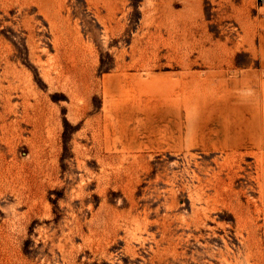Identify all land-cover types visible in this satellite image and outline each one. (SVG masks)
Segmentation results:
<instances>
[{"label": "rangeland", "instance_id": "obj_1", "mask_svg": "<svg viewBox=\"0 0 264 264\" xmlns=\"http://www.w3.org/2000/svg\"><path fill=\"white\" fill-rule=\"evenodd\" d=\"M165 1L0 0V264H264V3Z\"/></svg>", "mask_w": 264, "mask_h": 264}, {"label": "bare ground", "instance_id": "obj_2", "mask_svg": "<svg viewBox=\"0 0 264 264\" xmlns=\"http://www.w3.org/2000/svg\"><path fill=\"white\" fill-rule=\"evenodd\" d=\"M158 1H159V0H158ZM164 1H165V0H164ZM225 1H226V0H225ZM227 1H228V0H227ZM227 1H226V2H227ZM229 1H231V0H229ZM103 2H104V0H103ZM105 2H106V1H105ZM108 2H109V1H108ZM161 2H162V1H161ZM165 2H166V1H165ZM217 2H218V0H217ZM36 3H37V2H36ZM112 3H113V2H112ZM162 3H163V2H162ZM168 3H169V2H168ZM173 3H174V2H173ZM218 3H219V4H220V3L223 4L220 0H219ZM229 3H230V2H229ZM229 3H228V4H229ZM103 4H105V3H103ZM114 4L116 5L115 2H114ZM114 4H113V5H114ZM156 4H157V3H156ZM163 4H164V3H163ZM225 4H226V3H225ZM225 4H224V5H225ZM228 4H226V5H228ZM105 5H106V4H105ZM111 5H112V4H111ZM167 5H168V4H167ZM169 5H170V4H169ZM230 5H231V4H230ZM39 6H40V5H39ZM116 6H118V5H116ZM220 6H221V5H220ZM234 6H235V5H234ZM148 7H149V6H148ZM168 7H169V6H168ZM168 7L166 6V3H165V7H164V8H168ZM221 7H222V6H221ZM225 7H226V6H225ZM38 8H39V7H38ZM111 8H112V7H111ZM115 8L117 9V7H115ZM152 8H153V7H152ZM155 8H156V7H155ZM109 9H110V6H109ZM118 9H120V8H118ZM126 9H127V8H126ZM122 10H124V9H122ZM158 10H159V9H158ZM163 10H164V9H163V7H162V11H163ZM167 10H168V9H167ZM167 10H164V12H166ZM225 10H227V9H225ZM96 11H97V10H96ZM115 11H116V10H115ZM124 11H125V10H124ZM108 12H110V11H108ZM112 12H113V11H112ZM121 12H122V11H121ZM126 12H127V11H126ZM96 13H99V10H98ZM122 13H123V12H122ZM163 14H164V13H163ZM163 14H162V16H163ZM107 15H108V13H107ZM110 15H111L110 17H112V19H113L112 13H111ZM115 15H116V14H115ZM97 16H98V15H97ZM99 16H100V15H99ZM99 16H98V17H99ZM122 16H123V15H122ZM101 17H102V16H101ZM101 17H100V18H101ZM110 17H109V18H110ZM104 18H106V17H104ZM104 18H102V19H104ZM110 19H111V18H110ZM112 19H111V20H112ZM115 19H117V18L114 17V20H115ZM108 21H109V20H108ZM112 21H113V20H112ZM117 21H118V19H117ZM106 22H107V21H106ZM101 23L105 24V22H101ZM192 23H193V22H192ZM195 24H196V23H195ZM105 25H106V24H105ZM105 25H104V27H105ZM192 25H194V24H192ZM196 25H197V24H196ZM106 27H107V26H106ZM108 27H109V26H108ZM202 27H203V26H202ZM109 29H112V27L109 28ZM106 30H107V29H106ZM105 32H106V31H105ZM190 33H191V32H190ZM28 34H29V33H28ZM191 34H192V33H191ZM105 35H106V34H105ZM198 38H199V37H198ZM197 41H198V40H197ZM129 54H131V52H129ZM39 60H40V59H39ZM123 65H125V64H123ZM217 70H218V69H217ZM217 70H216L215 72H217ZM219 72H220V73L222 72V69H221V68L218 70L217 73H219ZM262 72H263V71H262ZM217 73H215V75H217ZM220 73H219V76H220ZM258 73H259V72H258ZM212 74L214 75V73H212ZM262 74H263V73H262ZM263 75H264V74H263ZM217 76H218V75H217ZM231 76H234V75H231ZM259 76H260V75H259ZM15 77H16V76H15ZM214 77H215V76H214ZM234 77H235V76H234ZM256 77H257V76H256ZM216 78H217V77H216ZM220 78H221V77H220ZM230 78H231V77H230ZM238 78H239V77H238ZM253 78H255V77L253 76ZM253 78H247V79H253ZM217 79H218V78H217ZM225 79H226V78H225ZM232 79H233V78H232ZM241 79H242V78H241ZM256 79H257V78H256ZM258 79H259V78H258ZM263 79H264V78H263ZM220 80H221V79H220ZM222 80H223V79H222ZM228 80H230V79H228ZM238 80H239V79H238ZM245 80H246V78H245ZM245 80H244V81H245ZM254 80H255V79H254ZM233 81H234V80H233ZM240 81H242V80H240ZM261 81H262V79H261ZM217 82H218V81H217ZM222 82H223V81H222ZM222 82H221V83H222ZM224 82H226V80H225ZM229 82H230V85H231V81H229ZM229 82H228V83H229ZM236 82H237V81H236ZM218 83H219V82H218ZM241 83H242V82H241ZM243 83L246 84V82H243ZM237 84H238V83H237ZM249 84H250V83H249ZM226 85H227V83H226ZM226 85H225V86H226ZM228 85H229V84H228ZM228 85H227V86H228ZM247 85H248V84H246V86H247ZM259 85H260V91H261V88L264 89V81H262L261 84L259 83ZM220 87H221V86H220ZM220 87H218V88H220ZM231 87H232V86H231ZM234 87H235V86H234ZM237 87H238V86H237ZM242 87H244V86H242ZM239 88H241V87H239ZM244 88H245V87H244ZM214 89H216V88H214ZM225 89H227V88L225 87ZM229 89H230V88H229ZM240 91H241V92H244L243 90H240ZM253 91H254V90H253ZM226 93H227V91H226ZM232 93H233V91H232ZM234 93H235V92H234ZM238 93H239V92H238ZM238 93H237L236 96L239 95ZM254 93H255V92H254ZM260 93H261V92H260ZM220 94H221V93H220ZM222 94H223V93H222ZM235 94H236V93H235ZM246 94H247V93H246ZM261 94H262V93H261ZM227 95H228V94H227ZM257 95H258V93H257ZM225 96H226V95H225ZM234 96H235V95H234ZM240 96H241V95H240ZM253 96H254V95H253ZM217 97H218V96H217ZM217 97H215V98H217ZM238 97H239V96H238ZM228 98H229V97H228ZM246 98H248V97H246ZM254 98H255V97H254ZM259 98H261V97L259 96ZM244 99H245V97H244ZM230 100H232V99H230ZM230 100H229V101H230ZM242 100H243V98H242ZM245 100H247V99H245ZM261 100H262V99H261ZM185 101H186V100H185ZM185 101H184V102H185ZM221 101H223V100H221ZM190 102H191V101H190ZM226 102L228 103L227 100H226ZM246 102H248V101H246ZM259 102H260V101H259ZM262 102H263V101H262ZM262 102H261V103H262ZM230 103H231V102H230ZM238 103H241V102H238ZM242 103L245 104L244 101H243ZM185 104H187V103H184V106L186 107L185 110H187V108L189 107V106L187 107V105H188L189 103H188L187 105H185ZM234 104L236 105V103H234ZM247 104H248V103H247ZM182 105H183V103H182ZM191 105H192V107H193V104H192V103H191ZM217 105H219V104H217ZM220 105H221V106H222V105L225 106V104H220ZM235 105H234V106H235ZM237 105H238V104H237ZM137 106H138V105H137ZM221 106H220V107H221ZM224 106H222V108H224ZM228 106H229V104H227L225 107L228 108ZM234 106H233V107H234ZM238 106H239V105H238ZM241 106H242V105H241ZM262 106H264V104H263ZM229 107H231V105H230ZM239 107H240V106H239ZM242 107H243V106H242ZM253 107H254V106H253ZM249 108L252 109V107H249ZM254 108H255V107H254ZM262 108H263V107H262ZM213 109H214V108H213ZM217 109H218V107H217ZM263 109H264V108H263ZM221 110H222V109H221ZM229 110H230V109H229ZM239 110H240V109H239ZM239 110L237 109L238 112H239ZM245 110H246V109H245ZM252 110H253V109H252ZM252 110H249V111L251 112ZM256 110H257V109H256ZM256 110H254V111H256ZM187 111H188V110H187ZM213 111H214V110H213ZM213 111H212V113H213ZM217 111H218V110H217ZM227 111H228V110H227ZM234 111H235V110H234ZM247 111H248V110H247ZM258 111H260V110H258ZM229 112H230V111H229ZM217 113H218V112H217ZM231 113H232V112H231ZM234 113H235V112H234ZM239 113H240V112H239ZM239 113H238V116H239ZM241 113H242V112H241ZM262 114H263V113H262ZM227 115H229V114L227 113ZM235 115H236V114H235ZM263 115H264V114H263ZM263 115H262V116H263ZM231 116H232V115H231ZM255 116H256V114L254 115V117H255ZM187 117H188V116H187ZM232 117H233V116H232ZM232 117H230V119H231ZM234 117H235V116H234ZM251 117H252V116H251ZM251 117H250V118H251ZM256 117H257V116H256ZM263 117H264V116H263ZM236 118H237V116H236ZM236 118H235V119H236ZM239 118H240V117H239ZM239 118H237V119H239ZM248 118H249V117H248ZM228 119H229V118H228ZM237 119H236V121H237ZM258 119H260V118H258ZM241 120H242V119H241ZM241 120H239V121H241ZM252 120H253V119H252ZM263 120H264V119H263ZM263 120H262V122H263ZM255 121H256V120H255ZM227 122H229V121H227ZM230 122H231V120H230ZM230 122H229V124H230ZM237 122H238V121H237ZM237 122H236V123H237ZM249 122H250V121H249ZM252 122H253V121H251V123H252ZM262 122H261V123H262ZM232 123H233V121H232ZM234 123H235V122H234ZM234 123H233V125H236V124H234ZM239 123H240V122H239ZM263 123H264V122H263ZM237 124H238V123H237ZM240 124H241V123H240ZM233 125H232V126H233ZM243 125L245 126V123H243ZM257 125H258V124H257ZM257 125H256V127H257ZM262 125H263V124H262ZM237 127H239V126H237ZM242 128H243V127H242ZM257 129H258V128H257ZM244 130H246V128H245ZM244 130H243V132H244ZM248 130H249V129H248ZM246 131H247V130H246ZM252 131H253V130H252ZM259 131H260V130H259ZM228 132H229V131H228ZM232 132H233V131H232ZM232 132H231V134H233ZM236 132H237V131H235L234 133H236ZM238 133H239V131H238ZM240 133H241V132H240ZM254 134H256V133H254ZM255 143H256V141H255ZM255 146H256V145H255ZM231 149H232V148H231ZM258 149H259V148H258ZM261 150H262V149H261ZM256 152H258V151H255V152H254V157L256 156ZM259 153H260L259 156H260V158H261V155H262L263 152L261 151V152H259ZM257 154H258V153H257ZM256 159H258V158H256Z\"/></svg>", "mask_w": 264, "mask_h": 264}, {"label": "built area", "instance_id": "obj_3", "mask_svg": "<svg viewBox=\"0 0 264 264\" xmlns=\"http://www.w3.org/2000/svg\"><path fill=\"white\" fill-rule=\"evenodd\" d=\"M260 2L264 3V0H259Z\"/></svg>", "mask_w": 264, "mask_h": 264}]
</instances>
